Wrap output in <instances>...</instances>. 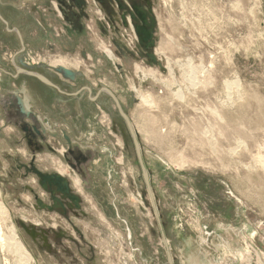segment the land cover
Listing matches in <instances>:
<instances>
[{"label":"rangeland","instance_id":"obj_1","mask_svg":"<svg viewBox=\"0 0 264 264\" xmlns=\"http://www.w3.org/2000/svg\"><path fill=\"white\" fill-rule=\"evenodd\" d=\"M258 156L264 0H0L3 230L31 264H264Z\"/></svg>","mask_w":264,"mask_h":264},{"label":"bare ground","instance_id":"obj_2","mask_svg":"<svg viewBox=\"0 0 264 264\" xmlns=\"http://www.w3.org/2000/svg\"><path fill=\"white\" fill-rule=\"evenodd\" d=\"M126 20V19H125ZM127 22V21H126ZM23 72V71H22ZM38 77H40L41 78V80L42 81H44L45 83H48V81H46L45 79H44V77H41V76H38ZM228 85V84H227ZM226 85V86H227ZM226 88H228L229 89V86H227ZM227 89V90H228ZM142 96L143 95H141V100H142V102H143V104H147L148 105V107H153V106H150L151 104H152V102H150V101H148V100H146L147 98H145V99H143L142 98ZM148 103H150V105L148 104ZM23 104H24V102H23ZM146 106V105H145ZM227 109H228V107H227ZM122 113V112H121ZM144 113V112H143ZM224 113V112H223ZM141 114V113H140ZM123 115V114H122ZM149 115V114H148ZM214 116H216L217 117V113H215V115ZM140 117H141V115H140ZM123 118H125V116L123 117ZM127 118V117H126ZM221 118V117H220ZM154 120V119H153ZM156 120V119H155ZM217 120V119H216ZM142 121H143V118H142ZM148 121H150V120H148ZM143 122H145V121H143ZM222 122V121H221ZM129 123V122H128ZM218 123V122H217ZM225 123V122H224ZM143 124V123H142ZM148 124V123H147ZM144 125V124H143ZM154 125V124H153ZM142 126V125H141ZM131 127V126H130ZM214 127V126H213ZM206 128V127H205ZM209 129H210V127H209ZM138 130H140V129H138ZM142 130V129H141ZM144 130H145V128H144ZM212 130V129H211ZM151 131V130H150ZM157 131V130H156ZM187 131V130H186ZM204 131V130H203ZM210 131V130H209ZM169 132V131H168ZM195 132V131H194ZM206 133H207V131H205ZM214 132V131H213ZM6 133V132H5ZM8 133V132H7ZM188 133V132H187ZM217 133V132H216ZM225 133V132H224ZM233 133H235V129H234V132ZM232 133V134H233ZM133 134V133H132ZM151 134V133H150ZM210 135H211V133H209ZM208 134V135H209ZM218 134V133H217ZM221 134V133H220ZM206 135V134H205ZM209 135V136H210ZM229 135V134H228ZM147 136V135H146ZM203 136H204V132H203ZM213 136V135H212ZM159 137V136H158ZM220 137V136H219ZM236 137V136H235ZM135 138V137H134ZM133 138V139H134ZM217 138V137H216ZM218 140V139H217ZM220 140V139H219ZM235 140H237V139H235ZM198 141V140H197ZM196 141V142H197ZM208 141V145H210L212 142V140L210 141V139H208V140H206V142ZM240 141V140H239ZM238 141V143H240L239 145H241L242 146V144H241V142H239ZM135 142V141H134ZM203 143H205V142H203ZM215 143V142H214ZM136 144V143H135ZM206 144V143H205ZM237 144V143H236ZM244 144V143H243ZM216 143H215V146H213V148L212 147H210V148H212V149H216V148H214V147H216ZM220 145V144H219ZM200 146V145H199ZM203 147H205V146H203ZM236 147H237V145H236ZM240 147V146H239ZM238 147V148H239ZM234 148V147H233ZM237 148V149H238ZM260 149H261V147H260ZM211 150V149H210ZM223 150V149H222ZM229 150H231V149H229ZM234 150V149H233ZM259 150V149H258ZM13 151V150H12ZM214 151V150H213ZM235 151V150H234ZM234 151L232 152V150H231V153L233 154L234 153ZM238 151V150H237ZM216 152V151H215ZM216 153H218V151L216 152ZM260 153V152H259ZM214 154V153H213ZM235 154V153H234ZM64 155V154H63ZM215 155V154H214ZM217 155V154H216ZM262 156V155H261ZM257 157V156H256ZM31 158V157H30ZM55 158V157H54ZM255 160H256V158L255 157H253ZM258 158L260 159V156H258ZM51 159V158H50ZM258 159V160H259ZM257 160V161H258ZM262 160H263V158H262ZM260 161H261V159H260ZM262 163H264L263 161H261ZM172 163V162H171ZM255 163H257L256 161H255ZM259 164V163H258ZM59 165H60V163H59ZM63 171L64 170H60L59 171V173L61 174V173H63ZM58 172V171H57ZM62 175V174H61ZM74 176V175H73ZM31 177V176H30ZM75 182V184L74 185H79V181H76V180H74ZM34 182V181H33ZM37 185V184H36ZM80 186V185H79ZM29 199V198H28ZM199 217V216H198ZM8 218H9V213H8V211H7V209L4 207V205L2 204V202H1V200H0V254L1 255H3L4 256V253L5 254H8V255H13V257L14 256H16L17 257V260H18V262L19 263H21V264H31V262H32V257H31V255L28 253V251L25 249V247L23 246V244L21 243V241L19 240V238H18V236H17V233H16V231H15V229H14V227H13V225H11V226H9L8 228H6L5 230H3L4 228H5V226L3 227V225L4 224H6V222L8 221ZM8 226V225H7ZM6 232V233H5ZM257 254V253H256ZM259 258V257H258ZM3 264H9L8 263V261L5 259V257L3 258Z\"/></svg>","mask_w":264,"mask_h":264},{"label":"water","instance_id":"obj_3","mask_svg":"<svg viewBox=\"0 0 264 264\" xmlns=\"http://www.w3.org/2000/svg\"><path fill=\"white\" fill-rule=\"evenodd\" d=\"M118 9L124 10L125 6L118 2ZM131 9L133 13L129 11L130 19L136 22L139 21L141 24V25H137V24L133 25L134 33L138 39V42L140 45L144 46V48L149 49L153 46V31H154L155 21L152 17L150 16L148 17L147 14L140 7L132 5ZM121 18H122L123 24L126 26L125 15H122ZM147 19H149L150 21L149 23ZM150 57L154 61V58L151 55ZM33 171L40 179L48 180L53 185H59L60 183H64L66 186L65 181L59 176H56V175L48 176V175H43L42 173L36 170H33ZM65 193L68 194V198L71 199L72 201L74 202L78 201V199L75 196L70 195L68 193V187H66Z\"/></svg>","mask_w":264,"mask_h":264},{"label":"flooded vegetation","instance_id":"obj_4","mask_svg":"<svg viewBox=\"0 0 264 264\" xmlns=\"http://www.w3.org/2000/svg\"><path fill=\"white\" fill-rule=\"evenodd\" d=\"M48 176H50V175H48ZM40 181H41V184L42 185H46V184H49V185H51V186H54V188L57 190V191H59L60 193H62L63 195H65L67 198H68V194H66L65 193V190H66V187H68L67 186V184H66V186H65V184L64 183H60L59 185H53L51 182H49L48 180H45V179H40ZM66 183V182H65ZM68 193H69V189H68ZM70 194V193H69ZM71 195V194H70ZM69 199V198H68ZM71 200V199H70ZM72 201V200H71Z\"/></svg>","mask_w":264,"mask_h":264}]
</instances>
